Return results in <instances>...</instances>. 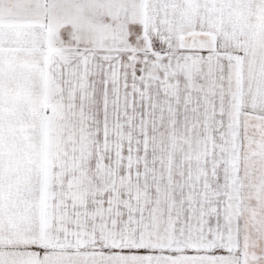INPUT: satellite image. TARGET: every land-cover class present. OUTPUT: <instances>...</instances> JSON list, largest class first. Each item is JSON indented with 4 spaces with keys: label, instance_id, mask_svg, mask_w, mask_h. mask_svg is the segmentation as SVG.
<instances>
[{
    "label": "snow or ice",
    "instance_id": "obj_1",
    "mask_svg": "<svg viewBox=\"0 0 264 264\" xmlns=\"http://www.w3.org/2000/svg\"><path fill=\"white\" fill-rule=\"evenodd\" d=\"M0 264H264V0H0Z\"/></svg>",
    "mask_w": 264,
    "mask_h": 264
}]
</instances>
